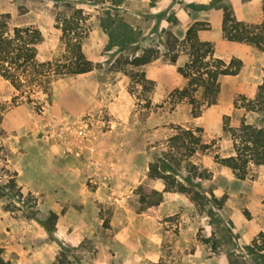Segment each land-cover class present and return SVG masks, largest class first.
I'll return each mask as SVG.
<instances>
[{"label":"rangeland","instance_id":"1","mask_svg":"<svg viewBox=\"0 0 264 264\" xmlns=\"http://www.w3.org/2000/svg\"><path fill=\"white\" fill-rule=\"evenodd\" d=\"M214 1L220 9L227 6L232 10L224 0ZM155 2L0 0V14L9 13L10 25L33 24L40 29L43 41L37 58L54 65L67 62L70 56L60 39L63 19L86 18L82 50L95 65L102 84V104L82 115L86 135L79 141L75 132L56 136L47 117L52 100L54 109L66 115L81 110L87 100L76 93L86 80L51 75L45 90L28 93L16 90L0 76V247L5 259L23 264L28 254L57 264L56 255L64 249L72 264L138 260V254L141 264H264V237L259 236L264 234V215L258 210L264 197V165L249 164L246 176L239 178L218 161L234 154L228 127L236 129L244 121L264 128V103L262 109H248L264 79V69L251 61L241 74L220 75L212 104L203 100L201 89L193 93L198 100L195 104L180 98L178 91L187 80L177 69L188 56L179 44V55L171 62L166 41L171 36L181 40L186 30L173 32L172 26L178 23L176 12L167 15L171 26L162 28L160 19L167 13L150 12ZM126 8L131 12H125ZM211 21L216 35L217 20L213 17ZM199 22H203L200 30L210 29L208 21ZM209 42L214 53V43ZM146 49L157 54L147 70L129 63ZM230 59L222 60L227 63ZM194 106L195 111L200 110L197 115ZM177 126L201 127L206 141L214 142L191 157L208 173V178L196 179L205 198L194 202L178 191H166L158 205L141 210L136 188L141 184L164 188L162 180L147 178V166L155 155H163ZM52 144L65 151L75 144L85 155L86 167L96 168L92 176L84 178L82 200L68 195L54 203L50 193L31 189L40 181L35 175L43 174L39 166L43 150L51 151ZM43 162L47 168L53 163L50 155ZM44 173V180L51 182V173ZM191 173L182 168L180 174ZM26 182L31 187L24 188ZM95 192L98 198H94ZM49 211L63 217L68 213L61 224L57 217L51 235L40 223ZM28 213L36 215L28 217ZM257 213L263 218L258 220ZM259 221L262 228L256 231Z\"/></svg>","mask_w":264,"mask_h":264},{"label":"trees","instance_id":"2","mask_svg":"<svg viewBox=\"0 0 264 264\" xmlns=\"http://www.w3.org/2000/svg\"><path fill=\"white\" fill-rule=\"evenodd\" d=\"M105 1L108 0H82L87 3ZM262 9L264 10V2ZM222 11L221 30L225 39L250 44L259 51L264 50V17L260 22L253 24L238 20L227 6H223ZM77 12H80V9ZM9 19V13L0 14V76L9 81L16 90H27L28 93L39 88L45 90L51 75L69 76L88 72L95 67L82 50V40L87 34L86 18L80 16L63 19L59 26L60 39L70 56L67 62L55 64L56 67L51 61H40L37 58L38 46L43 41L40 29L33 24L12 26ZM202 25L203 22L195 21L186 29L181 40L171 36L170 41H166V50L171 62H175L179 55L176 49L179 44L186 49L188 59L177 70L187 82L178 94L180 98H188L191 104L198 101L193 95L198 89H201L202 98L207 104L214 103L219 91V76L238 74L243 66L239 58L233 57L226 63L215 57L211 43L202 41L198 37ZM156 57L157 54L153 49H146L129 63L136 66L143 65ZM250 102L251 107L248 109L254 110L256 106H259L257 109H262L264 79L258 85L254 101ZM199 112L200 110L195 111L194 106L193 114L197 115ZM228 131L233 138L234 154L219 157L218 161L230 167L237 177L244 178L249 164L264 165V128L242 121L238 128L228 127ZM213 144V141H206L201 127L195 129L175 127L174 132L167 139L163 155H155L147 166V178L162 180L164 188L158 190L148 184L139 185L136 193L140 209L158 205L166 191H178L194 202L205 198L198 189L200 183L196 179H206L208 173L205 169H199L191 161V157L208 150ZM182 168L192 173L181 176ZM9 182L10 186H15L14 178ZM262 203L264 204V197ZM35 215L28 213V217L34 218ZM57 217V213L49 211L47 217L40 220L41 225L50 235ZM259 236L264 237V234L260 233ZM2 251L0 247V264H14L10 259L2 256ZM55 262L72 264L64 249L56 255Z\"/></svg>","mask_w":264,"mask_h":264},{"label":"crops","instance_id":"3","mask_svg":"<svg viewBox=\"0 0 264 264\" xmlns=\"http://www.w3.org/2000/svg\"><path fill=\"white\" fill-rule=\"evenodd\" d=\"M262 1L263 0H224L225 4L229 5L232 8V11L234 12L238 20L257 21L256 23L260 22L264 17ZM147 2H149V0H147ZM217 4L218 2L214 0H156L155 5L149 7V11L154 14L162 12L167 13L160 19V25L162 28H168V26H171L166 19L167 15L170 12H176L178 23L172 26V30L174 33L177 30H181V28L184 32L187 27L195 21H208L210 23V29L200 30L198 32V37L202 41L213 42L215 48L214 53L218 57L224 60H228L232 56H239L243 62L240 74L243 72L247 64L251 61L257 63L260 69H264V50L259 51L250 44L229 41L221 37L222 9H220V5ZM125 12L131 11L126 8ZM213 17L217 20L218 25V33L216 35L212 34L211 20ZM94 32H97L98 35L99 31L97 30ZM149 66V63L143 64L142 68L144 70H147ZM95 72H97V70L96 68H93L88 72L71 75L86 80L82 84V86H78L76 94L78 95V98L87 100L84 101L87 103H85V106H83L81 110L77 111L75 115L69 116L61 112V110L59 111L57 109H54V102L52 100L50 110L48 112L50 117H47V124H50L49 126L53 128V132L56 133V136L63 137L62 134L70 131L75 132L73 133V135H75L76 137H81L80 139L76 138L79 141H82L84 139L86 132L84 128L85 124L81 121L82 115L89 109H93L94 107H98L100 106V104H102L101 98L99 96V91L101 90L102 84L100 82V79L97 78ZM92 79H95L96 82L90 83V80ZM49 146L51 148V151L47 148L43 150L41 163L39 164V166H41L40 170L41 172H43V174H39V176L35 175L38 179L40 178V181L37 183V185L34 186V188H32L30 183L27 182L22 183L23 187H31L34 192L45 191L50 193V198L54 203H60L61 199L63 200L64 198H67L68 195H73L79 200H82L80 193H83L86 190L84 178H86V175L92 176V172H94L96 168H92L91 170H89L86 167L87 161L85 159V155L82 153V149L80 150L78 147H75V144L73 146H70V151L56 148L55 144ZM49 155L51 156L53 163L50 168H47L44 165L43 161L47 160ZM92 164L94 163L92 162ZM45 171L51 173L48 176V178L51 179V182L50 180L49 182L48 180H44ZM89 171H91V173ZM149 180L154 181L152 179ZM92 194L94 198H98L96 192ZM259 206V212L264 215V204L259 203ZM67 214V212L64 214L65 217H63V214H59L58 224L59 222L61 224V220L67 218ZM258 215L259 214L257 213L256 217L258 218V220L260 218H263ZM69 225L70 223L68 222L66 227H68ZM260 228H262V225H260L259 221L256 231ZM25 255L26 256H24L23 264H52L51 260H45L43 257L28 254ZM108 256L112 257V254H109ZM139 257L140 256L138 254V260L132 258L127 260H119L117 262L115 261V263H113L114 259H109V264H141Z\"/></svg>","mask_w":264,"mask_h":264},{"label":"built area","instance_id":"4","mask_svg":"<svg viewBox=\"0 0 264 264\" xmlns=\"http://www.w3.org/2000/svg\"><path fill=\"white\" fill-rule=\"evenodd\" d=\"M41 111V110H40Z\"/></svg>","mask_w":264,"mask_h":264}]
</instances>
